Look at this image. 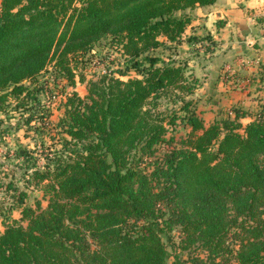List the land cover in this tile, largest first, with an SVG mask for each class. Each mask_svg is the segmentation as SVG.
Returning a JSON list of instances; mask_svg holds the SVG:
<instances>
[{
    "label": "trees",
    "instance_id": "1",
    "mask_svg": "<svg viewBox=\"0 0 264 264\" xmlns=\"http://www.w3.org/2000/svg\"><path fill=\"white\" fill-rule=\"evenodd\" d=\"M216 2L0 0V113L13 103L31 110L27 130L42 121L32 110L49 68L73 88L61 147L13 151L48 204L6 185L21 218L1 221L0 264H264V105L245 125L239 108L207 124L187 99L200 80L154 53L180 45L192 11ZM104 45L123 65L88 79ZM169 95L181 102L172 114L158 110ZM180 119L188 133L168 136Z\"/></svg>",
    "mask_w": 264,
    "mask_h": 264
},
{
    "label": "rangeland",
    "instance_id": "2",
    "mask_svg": "<svg viewBox=\"0 0 264 264\" xmlns=\"http://www.w3.org/2000/svg\"><path fill=\"white\" fill-rule=\"evenodd\" d=\"M205 8H196L192 11L193 22L196 23L194 27L202 28V20L205 18L203 16ZM219 18V15L215 16ZM196 21V22H195ZM193 27V28H194ZM193 28H189L188 33L184 35V39L181 44L176 46L172 44L168 49H157L154 51L155 54L162 55L166 59H173L176 62L186 63L187 72L193 73L194 77L196 76L195 70L197 71V75L199 80L203 78L202 73L200 71L201 67L205 64V60H210L211 57H218L216 53L217 50L221 48L215 49L216 44H212L210 40H206L207 34L202 31L200 34H197L192 37H196L198 40L192 45L187 44V40H189V35L192 33ZM197 31V30H195ZM202 38L203 40L199 39ZM203 45V46H202ZM209 48L211 51H206ZM205 57L196 58L195 63H188V57ZM244 56L238 55L234 59L223 61V65L221 66L222 70H224L225 79L231 80L235 76V73L230 74V70L237 69L236 74L239 78V83H242V80L251 79L252 84H256L253 80L257 78L264 79V62L263 60L260 63L255 64L254 66L258 67V71L248 72L249 68L241 66L239 63L240 59H244ZM202 59V60H201ZM234 60V61H233ZM233 61V62H232ZM245 63V62H244ZM123 65V57L116 49H112L108 46H98L91 54L90 60L87 62V67L85 68V73L87 78L98 77L99 75L112 72L117 67ZM253 64H251L252 66ZM228 69L226 72V69ZM230 67V68H229ZM241 68V69H240ZM247 68V69H245ZM262 69V70H260ZM191 70H193L191 72ZM262 74V76H261ZM131 76H136L135 72L130 73ZM200 75V76H199ZM127 77H124L126 79ZM40 80L42 85L45 86L43 92L39 93L40 105L36 107V109L32 110L38 117L42 119L40 122L33 121L30 125V129L27 130V117L31 112L28 110H23L22 108H16L13 103L10 104V108L6 111V113H0V232L4 230V226L1 223L2 219L7 217L8 215L11 218L20 219L21 218V209L19 207H15L13 210L9 208L12 207L13 203H15V199L13 198L12 191H8L6 189V185L9 182H14V184L20 189H27L31 194L25 201L26 205L36 207V199H40L42 202V206L46 207L48 204L47 199L43 198V193L41 190L35 186H30L26 183V174L25 170L22 167V161L17 159L13 155V151L18 149L19 146L27 147L28 149H43V147H52L55 149L60 146V138L61 132L59 127L57 126L59 119L64 115V103L66 101V95L70 91L73 90L71 86L67 83L66 80H54L53 69L49 68L48 71L45 72V76H40ZM245 85H247V81H244ZM233 85V84H231ZM245 86H242L244 90ZM257 86H255L256 88ZM198 89V88H197ZM207 89V88H206ZM76 90L82 95L85 96L87 93L86 84L77 83ZM257 90H260L258 87ZM253 88L254 96L251 98L250 106L255 107L256 109L253 111V114H256L260 111L261 106L264 105L259 101L262 100L260 98L263 92H258ZM220 97V96H218ZM260 98V99H259ZM175 97L172 96H163L160 98V106L158 107L159 111L164 113L172 114L175 112L174 110L178 109L181 106L180 101H175ZM187 99H192L193 107L197 110V112L205 119L207 124L211 123L217 117H227L231 116L230 107L225 104H221L219 107H213L212 103H209V99L207 98V94L203 93V89L199 87L198 90L195 91L194 94L187 97ZM174 100V101H173ZM259 104V105H258ZM212 107L214 108L212 110ZM222 113H219V111ZM180 115L184 113L179 111ZM204 114L205 116H203ZM206 117V118H205ZM246 123V122H243ZM35 127V128H33ZM189 126L185 124L181 119L178 120L177 125L171 128L168 136L175 135L177 139H181L184 137L188 131ZM161 153L164 150L160 151ZM16 204V203H15ZM26 224L25 221H23ZM178 239V238H177ZM172 253V249L169 248ZM180 253V252H178ZM202 254L201 256H203ZM182 258H187L186 253H182ZM169 263L174 261V256H171L168 259ZM226 264H237V262L232 259Z\"/></svg>",
    "mask_w": 264,
    "mask_h": 264
},
{
    "label": "crops",
    "instance_id": "3",
    "mask_svg": "<svg viewBox=\"0 0 264 264\" xmlns=\"http://www.w3.org/2000/svg\"><path fill=\"white\" fill-rule=\"evenodd\" d=\"M200 8H205L203 13L205 18L201 19L203 23L202 28L194 27L196 23L194 25L191 23L189 28H194L188 38L204 31L207 36L210 35L215 41V49H221L215 53L218 57H211V61L205 60L204 66L200 69L203 78L200 79L199 87L203 89V93L207 94L208 101L212 103L213 107L227 104L231 109V117H234L233 108L244 109L250 112L251 115L241 118L242 123L246 122L243 123L245 125L253 120L255 115L253 111L256 108L250 106L251 98L254 96L253 88L257 90L259 87L260 90L257 91L263 92V95L260 97L262 100L259 102L264 104V79L260 77L256 80L254 79L253 81L256 84H252L251 79L242 80V83H239V78H236L238 73L236 74L235 70L237 69L229 71L230 74L235 73V76L231 80L225 79V71L222 70L221 66L223 65V61L235 60V57H238V55L244 56L243 58L246 61L245 63H241L239 67H248V72L254 70L257 72L258 67L254 65L260 63L261 60L264 62V0H217L213 5ZM216 15L220 17L216 18ZM218 21L224 22V26L218 27ZM187 33L188 28L184 35ZM184 35L182 40L184 39ZM187 44L189 46L192 45L189 40H187ZM196 58L205 59V57L200 56L188 57V63H195ZM238 64H240V61ZM251 64L253 65L251 66ZM227 70H229L228 66L226 72ZM195 73L198 77L196 70ZM244 81H247L248 84L245 85ZM242 86H245L244 90ZM255 86L257 87L255 88ZM213 107L212 110L214 109ZM219 113H222L221 109ZM202 115L205 116L204 114Z\"/></svg>",
    "mask_w": 264,
    "mask_h": 264
},
{
    "label": "built area",
    "instance_id": "4",
    "mask_svg": "<svg viewBox=\"0 0 264 264\" xmlns=\"http://www.w3.org/2000/svg\"><path fill=\"white\" fill-rule=\"evenodd\" d=\"M244 62H246L245 59H240V63H244Z\"/></svg>",
    "mask_w": 264,
    "mask_h": 264
}]
</instances>
